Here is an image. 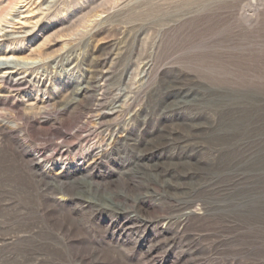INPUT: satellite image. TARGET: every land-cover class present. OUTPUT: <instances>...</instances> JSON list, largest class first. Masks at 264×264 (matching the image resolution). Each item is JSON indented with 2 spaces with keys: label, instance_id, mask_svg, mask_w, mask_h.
Returning a JSON list of instances; mask_svg holds the SVG:
<instances>
[{
  "label": "rangeland",
  "instance_id": "374dc122",
  "mask_svg": "<svg viewBox=\"0 0 264 264\" xmlns=\"http://www.w3.org/2000/svg\"><path fill=\"white\" fill-rule=\"evenodd\" d=\"M5 12L0 264H264V0Z\"/></svg>",
  "mask_w": 264,
  "mask_h": 264
},
{
  "label": "bare ground",
  "instance_id": "6f19581e",
  "mask_svg": "<svg viewBox=\"0 0 264 264\" xmlns=\"http://www.w3.org/2000/svg\"><path fill=\"white\" fill-rule=\"evenodd\" d=\"M3 13V12H2ZM10 14V12H8V13H6L5 12V14H1L0 15V24L2 23V22H4L5 20H6V18H7V16ZM96 78H97V76H96ZM16 80V79H15ZM10 81V80H9ZM91 81V80H90ZM184 81V80H183ZM16 87H19L20 85H22V80H18V81H16ZM10 84V83H9ZM81 86V85H80ZM73 89V92H75V91H77V93L78 94H81V93H84V92H86L87 91V87L86 86H84V87H79V88H76V87H74V88H72ZM92 89V88H91ZM97 89V88H96ZM95 90V89H94ZM180 90V89H179ZM191 90V89H190ZM86 93H88V92H86ZM181 93L182 92H178V94H180L181 95ZM187 93V92H186ZM73 94V93H72ZM177 94V93H176ZM188 96V93L187 94H184V95H182L181 97L184 99L185 97H187ZM189 101V100H188ZM177 103H179L178 101H176ZM235 110H236V108H235ZM244 113V115H246V114H249V112H243ZM236 117V116H235ZM252 117V116H251ZM224 121V120H223ZM199 125V124H198ZM215 127V126H214ZM229 128V127H228ZM180 130V129H179ZM192 133V132H191ZM179 134H182V133H179ZM181 140V139H180ZM167 142V141H166ZM206 190V189H205ZM179 192V191H178ZM182 192V191H181ZM172 195V194H171ZM187 195H189V194H187ZM173 196V195H172ZM190 196V195H189ZM175 198V197H174ZM171 200V199H170ZM177 200V199H176ZM183 203H186V202H183ZM192 203H194V202H192ZM196 204V203H195ZM176 205H178V204H176ZM182 206V205H181ZM177 207V206H176ZM191 208H192V206L191 205H189V206H187V207H185L183 210L185 211V213L182 215V217L181 218H178V219H176V218H170V219H167L168 221V223L169 224H173V223H175L174 225H176V224H180V225H185L186 223H187V221H188V219H189V217L192 215V213H193V211H188V210H191ZM175 210V209H174ZM195 211V210H194ZM182 212V211H181ZM195 213V212H194ZM178 214V213H177ZM173 215V214H172ZM194 215V214H193ZM131 220V219H130ZM138 223V222H137ZM187 226H188V224H187ZM186 227V226H185ZM184 227V228H185ZM162 233V232H161Z\"/></svg>",
  "mask_w": 264,
  "mask_h": 264
}]
</instances>
